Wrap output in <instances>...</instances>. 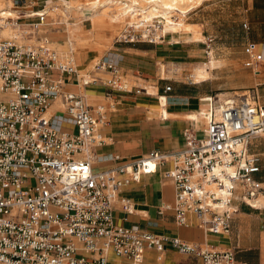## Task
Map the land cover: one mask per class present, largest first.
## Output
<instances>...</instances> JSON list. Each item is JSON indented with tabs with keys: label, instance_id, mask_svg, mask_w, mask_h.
Here are the masks:
<instances>
[{
	"label": "built area",
	"instance_id": "built-area-1",
	"mask_svg": "<svg viewBox=\"0 0 264 264\" xmlns=\"http://www.w3.org/2000/svg\"><path fill=\"white\" fill-rule=\"evenodd\" d=\"M10 3L0 11V264H108L110 255L143 264L147 250L162 254L167 244L202 264H237L233 249L118 227L114 211L120 203L126 214L133 213L122 189L162 166H168L164 177L173 184L174 200L159 210L173 211L180 227L228 236L239 212L236 203L264 210V176L258 177L264 153L252 150L255 140L264 139L257 92L203 99L207 107L198 114L205 128L186 129L180 152L153 151L95 172L94 150L105 143L98 130L108 124L107 111L67 87L101 84L108 96L148 91L109 56L82 68L73 42L67 41L65 52L54 48L44 31L46 5L35 11L29 0ZM127 20L117 43L166 39L158 18ZM245 53L244 67L258 76L263 46L250 42Z\"/></svg>",
	"mask_w": 264,
	"mask_h": 264
},
{
	"label": "crops",
	"instance_id": "crops-1",
	"mask_svg": "<svg viewBox=\"0 0 264 264\" xmlns=\"http://www.w3.org/2000/svg\"><path fill=\"white\" fill-rule=\"evenodd\" d=\"M11 1L7 0L8 3ZM67 1L29 0L34 5L35 11L45 5L48 8L52 3L66 4ZM56 6L59 7V5ZM246 13L244 24H248L246 31L250 32L243 38L242 54L245 58H247L245 47L250 42L262 45L264 50V0H250ZM50 21L44 30L47 37L52 46L64 47L68 40H66L65 30L60 26L63 24L67 26L66 23H54L53 19ZM165 40L157 44L147 42L123 44L115 40L113 47L109 50H93L90 47H84L77 52V63L82 68H87L109 56L118 62L124 72L134 76L138 86L150 92L149 88L141 86L140 81H143L154 84L157 90V92L152 90L154 93L152 95L113 93L108 96L107 90L101 84L83 90L74 85L67 87L69 91L83 94L87 103L92 107L102 105L107 111L108 124L98 130V135L105 143L94 150L93 169L95 172H103L118 165L127 164L153 151L180 152L186 147L184 138L186 129L193 128L201 131L205 128L198 113L205 111L207 107L203 99L216 93L209 92L200 85L208 80L200 83L194 82V84L180 81L165 86L162 82L160 84L159 81H168V79L163 77L164 69L159 73V62H167L181 52L164 47ZM213 42L211 38L206 41L205 53L208 46L211 48L214 45ZM186 52L189 53L190 50ZM225 63L230 65L231 61L226 62L225 59ZM252 83L254 84L251 86L252 90L257 92L264 106V65L261 73L258 76L255 75ZM167 86L172 87L169 93H165ZM160 97H166L165 107H162ZM101 101L104 103H100ZM161 107L165 109L167 116L162 113ZM151 108L153 110H150ZM194 112L198 114V122L188 119V116ZM252 150L256 153H264V139L255 140ZM117 156L120 160L115 162L114 158ZM166 170L168 166H162L157 173L143 176L140 182L132 183L122 189L121 197L132 202L133 213L126 214L121 204H116L114 211L116 226L139 227L150 233L179 238L190 244H209L219 250L233 249L236 253L237 264H264V210H256L246 204L236 203L239 212L235 215L228 236L217 238L206 234L196 225L190 228L180 227L175 222L173 211L160 212L159 210L164 204L172 203L174 200L173 184L164 177ZM262 176L264 172L258 177ZM131 262L129 258L110 255L108 264H131ZM143 264L202 263L198 258L182 254L167 244L162 254L155 250H147Z\"/></svg>",
	"mask_w": 264,
	"mask_h": 264
},
{
	"label": "rangeland",
	"instance_id": "rangeland-1",
	"mask_svg": "<svg viewBox=\"0 0 264 264\" xmlns=\"http://www.w3.org/2000/svg\"><path fill=\"white\" fill-rule=\"evenodd\" d=\"M88 1L91 0H68L67 3L76 7V5L79 6ZM103 1L101 0V2ZM249 1L250 0H202L199 5L193 6L194 9L188 15L184 17H173L172 19L176 24L181 22L182 27L179 30H182V34H174L171 30L165 29L164 27L163 31H166V40L163 46L181 52H179L180 54L177 53L178 55H175V57H172L171 60L167 62H159V73L164 69L165 75L163 77L166 78V80L168 79V81H159L160 84L162 82L163 86H165L166 84H173L176 81L194 84V82L200 83L208 80L200 85H202L204 89H208L209 92L212 91L221 95V97L241 96L244 92L252 90L251 86L254 85L252 82L254 81L255 74L252 70L244 67L243 63L246 62L247 58L243 57L242 54L243 38L250 32L243 28L244 16L247 14L246 11ZM62 3L63 2H56L55 4H50V6H48V8H50L48 12H51L56 5H59L60 9H65L67 6ZM7 6H11V3H8L7 0H0V10ZM99 10H101L100 7L96 9V11ZM60 15L53 14L50 16L48 18V24L51 19H53L52 22L54 23L65 22L67 26L63 24L60 27H63L65 30L67 35L66 40L75 42L74 46L77 51H80L84 47H90L93 50H109L113 47L115 40L121 36L126 28L125 23L115 24L113 27L103 29L98 33L95 42L79 44L77 43L79 41L71 39L66 19L64 20ZM79 15L80 13L77 11L73 13L74 17H79ZM76 21H78V19H76ZM71 22H75V20ZM89 23L90 22H85L86 29H91V23ZM187 25L197 26L196 28L201 38L203 37L202 42H195L192 35L185 34V26ZM209 38L214 40V45L210 50H207L208 52H212L208 57L204 50H206L205 43ZM193 41L194 43H192ZM53 47L57 48L60 52H65L68 46L65 44L64 47L56 45H53ZM189 50V53L186 52ZM211 59L216 61L213 70L209 65ZM225 59L226 62L231 61L230 65L225 63ZM91 68L92 65L90 69ZM131 79L133 82L136 80L134 76H131ZM140 84L141 86L149 88L150 92H152V90L157 92L152 83L140 81ZM153 98L158 99L156 97ZM100 103H104V101ZM150 110H153V108ZM70 127L71 126H68V131L72 130ZM214 236L217 238L219 237L216 235Z\"/></svg>",
	"mask_w": 264,
	"mask_h": 264
},
{
	"label": "bare ground",
	"instance_id": "bare-ground-1",
	"mask_svg": "<svg viewBox=\"0 0 264 264\" xmlns=\"http://www.w3.org/2000/svg\"><path fill=\"white\" fill-rule=\"evenodd\" d=\"M201 1L202 0H104L101 2V0H91L79 6L76 5V7L66 3L65 5L67 7L65 9H60L56 6L48 13L49 16L61 14L60 16L64 20L66 19L68 24V31L70 32L71 39L79 41L77 42L79 44H87L95 42L96 35L103 29L113 27L115 24H126L128 17L133 18L132 21H137L140 16L158 18L160 22L164 24L165 29L171 30L174 34H182V30H179L182 27L181 22L176 24L172 18L175 16L184 17L188 15L194 9L193 6L199 5ZM98 7H100L101 10L96 11ZM75 11L80 13L79 17L73 16ZM76 19H78V21H76ZM72 20H75V22H71ZM85 22L91 23V29L85 28ZM196 27L197 26L194 25L185 26V34L192 35L195 42H202L203 37L201 38ZM163 34L165 35L166 31H163ZM73 43L75 42L73 41ZM215 62L214 59H211L209 62L212 70L214 69ZM147 94L152 95L154 93L147 92ZM165 98H159L162 107L166 105ZM162 111V113L167 116L164 108ZM188 119L197 120V112L190 114Z\"/></svg>",
	"mask_w": 264,
	"mask_h": 264
}]
</instances>
